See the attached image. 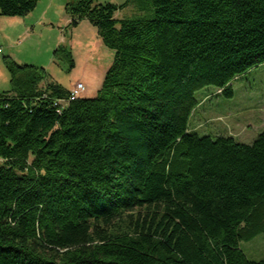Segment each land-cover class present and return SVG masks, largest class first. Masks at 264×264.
Instances as JSON below:
<instances>
[{"label": "trees", "instance_id": "obj_1", "mask_svg": "<svg viewBox=\"0 0 264 264\" xmlns=\"http://www.w3.org/2000/svg\"><path fill=\"white\" fill-rule=\"evenodd\" d=\"M39 0H0L23 17ZM69 0L114 50L95 97L69 100L44 69L0 93V264H264V132L250 144L189 129L207 86L264 64V0H151V13ZM53 56L68 58L59 46ZM67 100L64 105H55Z\"/></svg>", "mask_w": 264, "mask_h": 264}, {"label": "rangeland", "instance_id": "obj_2", "mask_svg": "<svg viewBox=\"0 0 264 264\" xmlns=\"http://www.w3.org/2000/svg\"><path fill=\"white\" fill-rule=\"evenodd\" d=\"M39 1L35 12L27 18L0 17V46L4 50L0 55V93L11 89V73L7 64L10 60L17 65L44 69L46 78L40 87L56 83L72 90L77 82H81L85 86L81 96L95 97L112 64L114 50L101 41L96 28L88 20H81L75 26L70 24L64 10L69 0ZM96 1L116 5V19L151 13V0ZM36 13L44 19L32 28L35 18L31 17ZM59 46L67 47L71 52L72 66L68 58L53 56ZM231 86L232 96L221 94V90L213 86L196 91L198 104L189 118L188 127L201 136H230L237 142L250 144L264 132V64L236 77ZM240 248L250 260L263 259L264 233L242 241Z\"/></svg>", "mask_w": 264, "mask_h": 264}, {"label": "built area", "instance_id": "obj_3", "mask_svg": "<svg viewBox=\"0 0 264 264\" xmlns=\"http://www.w3.org/2000/svg\"><path fill=\"white\" fill-rule=\"evenodd\" d=\"M2 53V48L0 47V55ZM85 90V86L81 82H77L72 90H70L68 99H76L81 96V93ZM67 100H58L55 105H64Z\"/></svg>", "mask_w": 264, "mask_h": 264}, {"label": "crops", "instance_id": "obj_4", "mask_svg": "<svg viewBox=\"0 0 264 264\" xmlns=\"http://www.w3.org/2000/svg\"><path fill=\"white\" fill-rule=\"evenodd\" d=\"M40 2V1H39ZM67 3V2H66ZM48 5H50L51 6V4L50 3H48ZM36 6H38V3H37V5ZM37 7H35L30 13H33V12H35V9H36ZM30 13H28L27 15H25L24 16V18H27L28 16H30L29 14ZM31 18H35V20L33 21V25H32V28H33V26H34V24L36 23V22H41L43 19H44V17L42 16V15H40V14H38V13H36L35 15H33V17H31ZM26 23V22H25ZM25 25V24H24ZM31 28V29H32ZM30 29V30H31ZM1 47V46H0ZM2 48V47H1ZM3 52H4V50L2 49V53L1 54H3Z\"/></svg>", "mask_w": 264, "mask_h": 264}]
</instances>
